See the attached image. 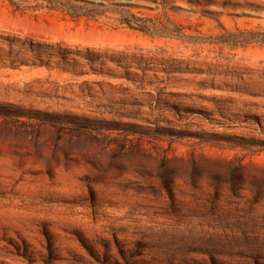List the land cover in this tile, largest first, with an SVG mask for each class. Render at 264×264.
Instances as JSON below:
<instances>
[{"label": "rangeland", "instance_id": "obj_1", "mask_svg": "<svg viewBox=\"0 0 264 264\" xmlns=\"http://www.w3.org/2000/svg\"><path fill=\"white\" fill-rule=\"evenodd\" d=\"M238 28L264 0H0V264H264V45L216 41ZM30 40L129 66L11 65Z\"/></svg>", "mask_w": 264, "mask_h": 264}, {"label": "trees", "instance_id": "obj_2", "mask_svg": "<svg viewBox=\"0 0 264 264\" xmlns=\"http://www.w3.org/2000/svg\"><path fill=\"white\" fill-rule=\"evenodd\" d=\"M121 23H126L131 27L138 28L143 31H149V27L146 24L140 25L138 23L134 24L131 19L123 18L121 19ZM227 34H219L217 35L216 41L229 44V45H240L246 46L251 43H258L264 45V30L259 29H240L238 28L236 31L227 30ZM1 38L8 40L11 44L15 43L18 40V37H12L11 35H0ZM24 43V42H22ZM29 48L31 51L35 52V58L31 61L28 59H12L10 64L13 66H20L22 64L28 65H46L49 67H53L54 64H59V61H55L53 63L51 58L54 56L61 57L65 60V65L70 64L72 61L77 62V57L84 59L86 63L91 65L93 70L103 71V67L95 68L93 67V63L99 62L101 65L106 63V60L117 61L119 65L123 64V60L125 59L124 53H117L115 51L102 50L100 48H92L89 46L80 47V46H66L61 43H50L41 40H30ZM44 56H48V59H44ZM82 64V63H81ZM82 65H85L83 63ZM124 67H128L129 65H124ZM69 68V67H65ZM87 71H80L81 74L86 73ZM130 71H125L126 76L128 77ZM129 78V77H128ZM0 114L6 115L5 111L0 110Z\"/></svg>", "mask_w": 264, "mask_h": 264}]
</instances>
